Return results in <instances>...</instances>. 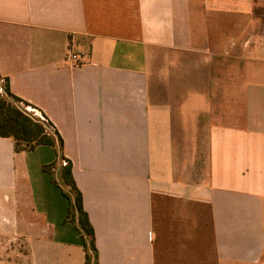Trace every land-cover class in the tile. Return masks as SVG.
<instances>
[{"label": "crops", "instance_id": "crops-1", "mask_svg": "<svg viewBox=\"0 0 264 264\" xmlns=\"http://www.w3.org/2000/svg\"><path fill=\"white\" fill-rule=\"evenodd\" d=\"M0 82L61 138L98 264H264V0H0ZM49 149L0 138V236L84 264Z\"/></svg>", "mask_w": 264, "mask_h": 264}, {"label": "trees", "instance_id": "trees-1", "mask_svg": "<svg viewBox=\"0 0 264 264\" xmlns=\"http://www.w3.org/2000/svg\"><path fill=\"white\" fill-rule=\"evenodd\" d=\"M27 108L36 111L33 106L12 95L4 83L0 92V138L10 139L15 153L30 152L40 146L54 149L59 162L57 173L55 175L51 170L57 168L56 162L44 166L43 171L49 174L52 183L61 189L68 202L65 221L72 223L81 237L84 264H98L94 230L83 209L81 193L71 174V164L62 155V140L44 114L35 116ZM63 161L65 165H62Z\"/></svg>", "mask_w": 264, "mask_h": 264}, {"label": "rangeland", "instance_id": "rangeland-1", "mask_svg": "<svg viewBox=\"0 0 264 264\" xmlns=\"http://www.w3.org/2000/svg\"><path fill=\"white\" fill-rule=\"evenodd\" d=\"M26 110L33 112L29 109ZM35 114L39 116L37 112ZM49 152L56 157L55 152L53 153L51 149H49ZM54 174L56 175V173ZM24 246L23 240H20L18 235L0 236V264H25L24 260L27 251Z\"/></svg>", "mask_w": 264, "mask_h": 264}, {"label": "built area", "instance_id": "built-area-1", "mask_svg": "<svg viewBox=\"0 0 264 264\" xmlns=\"http://www.w3.org/2000/svg\"><path fill=\"white\" fill-rule=\"evenodd\" d=\"M78 58H79V55L75 54L74 52H69V54L67 56V61L72 65V64H75L77 62ZM1 88H2V82H0V91H1ZM27 109L33 111L34 114L36 112L35 110H32L30 108H27ZM35 116H37V115L35 114Z\"/></svg>", "mask_w": 264, "mask_h": 264}, {"label": "water", "instance_id": "water-1", "mask_svg": "<svg viewBox=\"0 0 264 264\" xmlns=\"http://www.w3.org/2000/svg\"><path fill=\"white\" fill-rule=\"evenodd\" d=\"M1 91H2V88H1Z\"/></svg>", "mask_w": 264, "mask_h": 264}]
</instances>
